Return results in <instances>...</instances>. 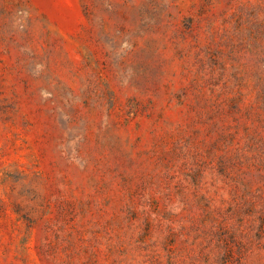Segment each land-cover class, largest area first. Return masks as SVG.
I'll return each mask as SVG.
<instances>
[{"label":"rangeland","instance_id":"rangeland-1","mask_svg":"<svg viewBox=\"0 0 264 264\" xmlns=\"http://www.w3.org/2000/svg\"><path fill=\"white\" fill-rule=\"evenodd\" d=\"M0 264H264V0H0Z\"/></svg>","mask_w":264,"mask_h":264}]
</instances>
